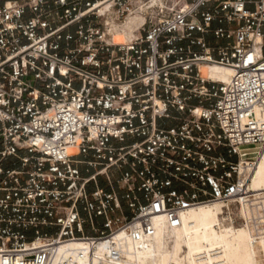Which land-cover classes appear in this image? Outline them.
Here are the masks:
<instances>
[{"label":"built area","instance_id":"2783aa9c","mask_svg":"<svg viewBox=\"0 0 264 264\" xmlns=\"http://www.w3.org/2000/svg\"><path fill=\"white\" fill-rule=\"evenodd\" d=\"M181 1L0 0V264H55L71 243L128 264L219 203L244 201L264 238L241 151L264 146V0Z\"/></svg>","mask_w":264,"mask_h":264},{"label":"bare ground","instance_id":"6f19581e","mask_svg":"<svg viewBox=\"0 0 264 264\" xmlns=\"http://www.w3.org/2000/svg\"><path fill=\"white\" fill-rule=\"evenodd\" d=\"M141 24L139 22L128 31L126 29L127 35H135ZM202 73L210 81L227 84L234 71L221 65H211L203 67ZM241 151L242 171L247 170L249 161L255 162L249 189L259 196L264 191V146H245ZM221 205L213 204L189 211L183 216L182 226L178 229L160 226L156 236L137 252L130 247L128 264H182L184 260L189 264H264L259 261L260 255H264V238H254L246 226L236 231L224 229L226 224L219 223V217H223L225 211L221 208L219 214L217 209ZM240 205L241 213L247 220L251 209L244 201ZM171 243L172 250H169ZM184 246L188 251L184 250ZM88 248L85 243L65 244L58 249L55 264L65 255L74 257L75 264H91L87 256Z\"/></svg>","mask_w":264,"mask_h":264},{"label":"rangeland","instance_id":"374dc122","mask_svg":"<svg viewBox=\"0 0 264 264\" xmlns=\"http://www.w3.org/2000/svg\"><path fill=\"white\" fill-rule=\"evenodd\" d=\"M146 2L147 3H146V8H144V15L150 14L151 11L156 8V6H152V4H150L148 2V0H146ZM157 4H158V6L161 5L162 8H166V9H171V8L180 9V7H182V1L181 0H158ZM139 22L143 23L144 20L143 19H133L128 24L127 31L129 30V28L133 27L135 24H137ZM118 40L121 41L122 37H119ZM218 66H220V65H218ZM211 208H213V207H211ZM221 208L223 209V211H226V209H228V208L230 210V215H228V216L224 215L221 218L219 217V223H225L226 224V226H224V229H231L233 231H236L242 227H245L244 225H242V223H245L244 219L246 220L245 216L241 213L242 212V209H241L242 205H240L239 203H227V204L221 205V207L217 206L219 214H220ZM242 215L244 216V218ZM247 223H248V221H247ZM232 227H234V228L232 229ZM168 249L172 250V243H171V245H169ZM184 250L188 251L185 246H184ZM262 255L263 254H261L259 257L260 262H264L263 261L264 255L263 256ZM182 256H185V254H182ZM182 264H189V263L187 262V260H184Z\"/></svg>","mask_w":264,"mask_h":264}]
</instances>
